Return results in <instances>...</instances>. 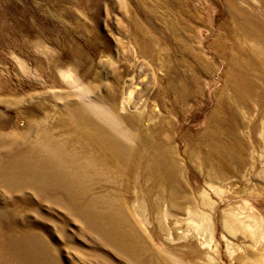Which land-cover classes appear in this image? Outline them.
Returning a JSON list of instances; mask_svg holds the SVG:
<instances>
[{"label": "rangeland", "instance_id": "374dc122", "mask_svg": "<svg viewBox=\"0 0 264 264\" xmlns=\"http://www.w3.org/2000/svg\"><path fill=\"white\" fill-rule=\"evenodd\" d=\"M0 264H264V0H0Z\"/></svg>", "mask_w": 264, "mask_h": 264}, {"label": "bare ground", "instance_id": "6f19581e", "mask_svg": "<svg viewBox=\"0 0 264 264\" xmlns=\"http://www.w3.org/2000/svg\"><path fill=\"white\" fill-rule=\"evenodd\" d=\"M81 102V101H80ZM90 106H88L87 108H85L84 106L79 107L76 111V113H78V115H82L84 116V114L86 115H96L99 119L106 121L107 125L112 126L113 125V118H112V114H110L109 112H99L97 113L93 108H91ZM112 113V112H111ZM87 117V116H86ZM82 118V117H81ZM84 120V119H83ZM40 135V134H39ZM131 135V134H130ZM130 140V139H129ZM37 141V140H35ZM135 141V140H134ZM130 142V141H129ZM119 143V142H118ZM122 144V143H121ZM35 145V144H34ZM38 145V144H37ZM131 145V144H130ZM134 146V145H133ZM36 147V146H35ZM131 147V146H130ZM144 148V147H143ZM42 151V150H41ZM104 151V150H103ZM26 153V152H25ZM38 153V152H37ZM42 153V152H41ZM31 155V154H30ZM41 155V154H40ZM153 160V159H152ZM19 161V160H18ZM28 161V159H27ZM31 161V160H30ZM42 161V160H41ZM34 162V161H33ZM19 164V162L17 163ZM14 165V164H13ZM26 166V165H25ZM37 166V165H36ZM152 166V165H151ZM33 167V166H32ZM24 169V168H23ZM169 170V169H168ZM19 171V170H18ZM170 171V170H169ZM14 172V171H13ZM168 173V171H167ZM14 174V173H13ZM35 175V174H34ZM37 179V178H36ZM175 179V178H174ZM42 183V182H41ZM40 183V184H41ZM162 183V182H161ZM40 188V187H39ZM42 189V188H41ZM192 207V206H191ZM189 219H191L192 221H194L196 223V229L198 230V232H203L208 233L211 235L212 232V225H211V221H210V217L209 215H204L203 213H201L198 209L195 208H191V211L189 212ZM191 226V225H190ZM226 227H228V229H232L234 230H238L240 229L245 235H247V237L249 238H255V232L250 229V228H246L245 224L239 220L237 217L231 218V220H229V222L226 223Z\"/></svg>", "mask_w": 264, "mask_h": 264}]
</instances>
